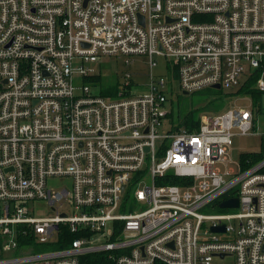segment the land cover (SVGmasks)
<instances>
[{
  "label": "built area",
  "instance_id": "1",
  "mask_svg": "<svg viewBox=\"0 0 264 264\" xmlns=\"http://www.w3.org/2000/svg\"><path fill=\"white\" fill-rule=\"evenodd\" d=\"M134 55L164 58L182 93L257 76L259 97L188 130L163 74L115 96L85 82L89 63ZM263 115L264 0H0V264H264V157L217 166Z\"/></svg>",
  "mask_w": 264,
  "mask_h": 264
},
{
  "label": "rangeland",
  "instance_id": "2",
  "mask_svg": "<svg viewBox=\"0 0 264 264\" xmlns=\"http://www.w3.org/2000/svg\"><path fill=\"white\" fill-rule=\"evenodd\" d=\"M155 59L157 65L153 69L145 55L102 57L96 62L89 63L87 67L94 70V72H96L95 75H100L104 83L117 84L118 91L119 86L129 83L128 89L132 93H144L147 91L150 73L163 74L162 77L166 80L168 89L166 93L168 99L166 108L170 111L172 118L176 122L178 119L180 121L183 120L188 113L193 114L194 118H197L196 121H198L201 114H217L225 112L230 108L249 107L251 103L250 97L242 94L238 86L206 88L198 92L183 94L181 90L177 89L175 81L169 82L167 79L169 74L167 70H165L164 58L157 57ZM125 73H128L130 77H124ZM257 131L259 132L258 135H234L232 137L230 149L226 153L227 164L219 163L217 165L222 172H225L227 168L236 171L239 170L241 153L261 151L262 133L264 132V115L258 117ZM67 184V179L54 178L48 180V186L53 189H60ZM29 208L34 215L50 214L43 202H38L35 205L29 203ZM222 211L232 210L218 209L217 207H206L203 210L205 213H217ZM52 248L54 247L42 246L36 249V252H42ZM233 261L234 257L228 256L223 259L222 263L232 264ZM215 262H219V260L215 259Z\"/></svg>",
  "mask_w": 264,
  "mask_h": 264
},
{
  "label": "trees",
  "instance_id": "3",
  "mask_svg": "<svg viewBox=\"0 0 264 264\" xmlns=\"http://www.w3.org/2000/svg\"><path fill=\"white\" fill-rule=\"evenodd\" d=\"M257 77V76H256ZM256 77L253 78V80L244 86H242L239 90L243 93H250L254 99H258V93L253 90L252 85L254 84ZM85 82L91 83L92 86H96L99 88V92L103 95H111L115 96L116 92L118 91V85L117 84H106L102 81V78L100 75H94L90 77L85 78ZM197 111V110H196ZM197 118H194L193 114L188 113L183 120L180 121L179 125L185 127L186 129L192 130L193 128H196L198 125V122L196 121ZM264 157V137H262L261 141V151L260 152H245L240 154V161L242 162V166L245 167L246 165V160L248 159L251 162H256L259 159ZM177 178H171L169 181L172 184H177L178 183ZM68 239V237H67ZM83 264H104L107 263L109 264L108 261L103 260L101 256L96 257V255H89L87 257H83ZM81 263V264H82ZM156 264H161V263H156Z\"/></svg>",
  "mask_w": 264,
  "mask_h": 264
},
{
  "label": "water",
  "instance_id": "4",
  "mask_svg": "<svg viewBox=\"0 0 264 264\" xmlns=\"http://www.w3.org/2000/svg\"><path fill=\"white\" fill-rule=\"evenodd\" d=\"M213 87L219 88V85L217 84V85H214ZM183 94H187V93L184 92ZM146 150H147V148H146ZM237 205H238V200L236 198L228 199V200L222 201L220 203V207H222V208H224V207H236ZM211 229L213 231H224L225 230L224 225L212 227Z\"/></svg>",
  "mask_w": 264,
  "mask_h": 264
},
{
  "label": "bare ground",
  "instance_id": "5",
  "mask_svg": "<svg viewBox=\"0 0 264 264\" xmlns=\"http://www.w3.org/2000/svg\"><path fill=\"white\" fill-rule=\"evenodd\" d=\"M67 237L68 238H70V236H65V242L67 241ZM65 247V246H64ZM28 250H29V246L27 245V244H23L22 246H21V251L22 252H28Z\"/></svg>",
  "mask_w": 264,
  "mask_h": 264
}]
</instances>
